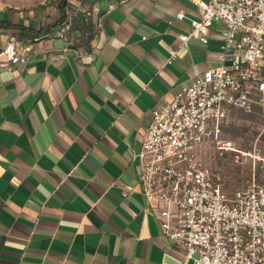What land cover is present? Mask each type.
Wrapping results in <instances>:
<instances>
[{"label":"crops","instance_id":"obj_1","mask_svg":"<svg viewBox=\"0 0 264 264\" xmlns=\"http://www.w3.org/2000/svg\"><path fill=\"white\" fill-rule=\"evenodd\" d=\"M193 1L52 2L45 27L0 10L32 28L0 27V50L15 37L28 57L0 67V264H184L133 156L152 108L219 63L221 23L208 43L179 37L201 18ZM80 7L90 32L62 24Z\"/></svg>","mask_w":264,"mask_h":264},{"label":"built area","instance_id":"obj_2","mask_svg":"<svg viewBox=\"0 0 264 264\" xmlns=\"http://www.w3.org/2000/svg\"><path fill=\"white\" fill-rule=\"evenodd\" d=\"M193 3L201 18L179 37L183 44L191 37L208 43L221 23L219 63L152 108L133 156L141 192L163 234L184 250V264H264V154L257 145L239 149L225 136L232 109L257 107L264 118V0ZM18 42L11 37L0 50V67L28 61ZM208 150L249 163L251 178L228 194L204 158Z\"/></svg>","mask_w":264,"mask_h":264},{"label":"rangeland","instance_id":"obj_3","mask_svg":"<svg viewBox=\"0 0 264 264\" xmlns=\"http://www.w3.org/2000/svg\"><path fill=\"white\" fill-rule=\"evenodd\" d=\"M67 2L68 0H62ZM61 0H0V10L12 15H27L32 26L45 27L50 25L38 17L37 11L47 10L52 2ZM73 1V0H72ZM34 27V28H35ZM230 126L225 136L232 139L239 149H251L255 145L264 154V118L259 111L246 113L236 109L233 112ZM205 160L217 172L225 192L231 194L235 189L242 187L251 178V165L249 163L235 162L231 154L224 157L215 156L212 151L204 154Z\"/></svg>","mask_w":264,"mask_h":264},{"label":"trees","instance_id":"obj_4","mask_svg":"<svg viewBox=\"0 0 264 264\" xmlns=\"http://www.w3.org/2000/svg\"><path fill=\"white\" fill-rule=\"evenodd\" d=\"M83 1H89V0H83ZM61 21L63 22L62 24L68 21L70 23V27L74 29H78L79 31L83 33L90 32L94 28V23L92 21L90 8L83 9L80 7L75 13L70 14L67 17L66 16L62 17ZM0 27L19 28L21 36L26 35L32 30V28L30 27L16 25V24L11 23L8 20H3L1 18H0Z\"/></svg>","mask_w":264,"mask_h":264}]
</instances>
